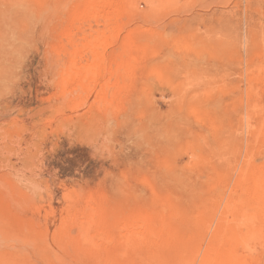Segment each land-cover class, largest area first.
Here are the masks:
<instances>
[{"label":"rangeland","instance_id":"1","mask_svg":"<svg viewBox=\"0 0 264 264\" xmlns=\"http://www.w3.org/2000/svg\"><path fill=\"white\" fill-rule=\"evenodd\" d=\"M260 180L264 0H0V264H264Z\"/></svg>","mask_w":264,"mask_h":264},{"label":"bare ground","instance_id":"2","mask_svg":"<svg viewBox=\"0 0 264 264\" xmlns=\"http://www.w3.org/2000/svg\"><path fill=\"white\" fill-rule=\"evenodd\" d=\"M96 6H98V5L96 4ZM96 38H97V36H96ZM93 39H94V38H93ZM97 39H98V38H97ZM99 42H100V41H99ZM90 43H91V42H90ZM97 46H98V44H97ZM86 47H88V46H86ZM97 50H98V49H97ZM92 68H93V67H92ZM108 75H109V74H108ZM75 78H76V77H75ZM88 79H89V78H87V81H88ZM82 83H84V82H82ZM112 86H113V85H112ZM111 88H112V87H111ZM77 89H78V88H77ZM77 89H75L74 92H75V91H80V92H81V90L83 89L82 86H81V81H80V87H79V90H77ZM85 90H86V89H85ZM88 90H90L89 87H88ZM82 91H83V90H82ZM89 92L92 93L91 90H90ZM90 93H89V94H90ZM92 94H95V95H96V93H92ZM92 94H90V95H92ZM107 94H108V93H107ZM87 95H88V93H87ZM88 96H89V95H88ZM107 97H108V96H107ZM258 182H259V181H258ZM258 182L255 184L254 189L251 190V192H252V191L254 192V194H252V195H255L256 197H257V195H258V197H259V196H261L262 194H264V182H263V181L261 182V180H260L259 183H258ZM251 192H250V193H251ZM253 192H252V193H253ZM255 193H256V194H255ZM263 197H264V196H263ZM259 198H260V197H259ZM256 200H257V199H256ZM260 200H261V198H260ZM260 200H257L258 202L255 203V204H256V209H259L260 212H261V210H262V213L264 214V202L262 201V202H263V203H262ZM262 200H263V199H262ZM253 206H254V205H253ZM253 206H251V207H253ZM253 209H254V208H252V211H254V214H257V211H258V210H256V212H255V209H254V210H253ZM248 211H249V210H248ZM249 213H250L251 216L249 215ZM262 213H261V215H262V216H261V219L263 218V220H264V217H263L264 215H263ZM248 215L250 216V218H248V219L251 220V217L253 216V214H251V212H248V213H247V216H248ZM255 216H256V215H255ZM252 218H253V217H252ZM254 218H257V216L254 217ZM246 219H247V218H246ZM261 219L258 218V219H256V220L258 221V220H261ZM263 220H261V222H262ZM246 221H247V220H246ZM252 221H253V220H252ZM250 222H251V221H250ZM253 222H254V221H253ZM251 223H252V222H251ZM262 223H263V222H262ZM246 224H247V223H246ZM252 224H254V223H252ZM236 225H239V224L236 223ZM247 225H248V224H247ZM144 227H145V224L142 223L141 228H142L143 232H141V234L138 233L139 235H141L140 238L143 236V234L146 235V234H145L146 231L144 230V229H145ZM146 228H147V227H146ZM129 229H130V228H129ZM147 230H148V228H147ZM148 231H149V230H148ZM147 234H148V233H147ZM140 238H139V239H140ZM144 238H145V236H144ZM144 238H142L143 242L145 241ZM145 239H147V238H145ZM147 240H148V239H147ZM215 254H217V253H215ZM215 254H213V255H215ZM219 255H220V253H219ZM222 256H223V255H220V256H218V257H222ZM222 261H223L224 264H232L231 262H229V259H227V258H222Z\"/></svg>","mask_w":264,"mask_h":264}]
</instances>
